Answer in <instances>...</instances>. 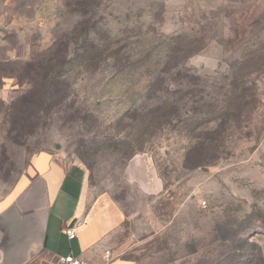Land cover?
I'll return each instance as SVG.
<instances>
[{
  "label": "rangeland",
  "instance_id": "rangeland-1",
  "mask_svg": "<svg viewBox=\"0 0 264 264\" xmlns=\"http://www.w3.org/2000/svg\"><path fill=\"white\" fill-rule=\"evenodd\" d=\"M69 2L0 0V75L19 70L7 61L40 59L71 32L81 17ZM92 13L94 38L114 43L116 59L87 67L71 45L59 93L28 78L3 79L0 197L32 155L58 150L65 162L84 168L89 196L105 193L127 215L123 236L133 264H213L220 256L238 264L239 253L231 256L229 249L240 243L226 241L236 234L250 260L244 264H260L258 254L264 264V0H99ZM185 42L204 47L182 62L178 49ZM155 78L162 89L151 96ZM189 84L196 92L183 102L225 101L231 110L218 150L206 151L217 157L208 164L197 152L184 161L191 134L205 126L191 128L215 116H191V127L174 121L143 130L139 124L166 89L173 94ZM59 94L66 99L55 106ZM40 102L46 112L35 116ZM140 142L142 152L134 148ZM132 149L133 157L152 160L159 192L145 193L126 179Z\"/></svg>",
  "mask_w": 264,
  "mask_h": 264
},
{
  "label": "crops",
  "instance_id": "crops-1",
  "mask_svg": "<svg viewBox=\"0 0 264 264\" xmlns=\"http://www.w3.org/2000/svg\"><path fill=\"white\" fill-rule=\"evenodd\" d=\"M125 177L145 193L162 189L152 160L135 156ZM127 215L105 193L89 196L84 168L60 151L31 156L12 188L0 197V264H57L72 255L96 261L111 251V264H133L123 236ZM72 229L75 238L64 233Z\"/></svg>",
  "mask_w": 264,
  "mask_h": 264
},
{
  "label": "trees",
  "instance_id": "trees-1",
  "mask_svg": "<svg viewBox=\"0 0 264 264\" xmlns=\"http://www.w3.org/2000/svg\"><path fill=\"white\" fill-rule=\"evenodd\" d=\"M98 1L99 0H70L69 4L67 5L69 7H72L71 9L74 13L80 15L81 20L76 22V24L72 27L71 32L55 40L51 47L47 50L48 53L43 55L42 58L38 59L37 57H34L29 62H26L23 65L16 63V61H7V66H18L19 70H12V72L16 76L13 74L12 76H7L5 74L0 75V88L3 85V79L5 78H28L31 82H35L36 84H47L50 92L59 93L61 90L63 91V89L58 88V84H61L62 82L61 77L63 75L64 68L71 63L68 55L71 53V45H74L73 51L78 50L80 52V54H78V57L82 60H85L87 67H95V65H98L100 63H105L106 61H110L111 59H116L118 57L119 49L113 48L114 43L112 45L111 42L104 43L101 40H96V38H94V35H96V23L95 21H92L91 17H93L92 9L94 8V6L98 5ZM203 47V44H201L200 47H195L193 42H185V45L178 49V53H180V55L182 54L178 57L182 60V62H184L191 55L200 52ZM98 54L100 56L104 55V57L101 58ZM192 79L194 80L195 78L192 77ZM161 80L162 79L156 78L155 80H152L153 83H151V86L149 87L151 96H154V93H156V91H161L162 88L154 87V84L156 82H162ZM233 90L236 92L237 89ZM168 91L169 90L167 89L165 90L167 95L166 97L156 98L157 101L153 102L152 105L149 106L148 109H146V118L141 120L139 124H141L143 130L149 128L155 130L165 128L173 125L174 121L181 122L184 125H190L191 127V124H188L193 120L191 116L198 114H201L203 116H215L213 120L210 119L204 120V122L201 121L195 127L191 128V131H195V129H198L197 127L205 126L202 131L200 130L198 132V134H191V141L193 142L191 143V146L186 153V158L184 161L188 163L187 161H190L191 156L197 152L202 153L199 154L200 163H210V161L216 159L217 157L215 156L214 158H211L213 155L209 156L210 154L206 153V151L209 149H212L213 152L218 150L220 142L224 139L226 126L229 122L228 116L231 115V110H229V108L225 105V101L220 104H211L203 101V99L201 98V100L199 99V101L189 102V100L187 99L186 102H183L184 97L192 96L193 94H195L196 91L193 89L192 84H189L186 88L179 86V88L174 91L175 93L173 94H169ZM65 96V94L57 95L55 99V106H60L66 99ZM25 98L26 96L23 97L24 101H26ZM23 100H21L20 103L22 102V104L24 105ZM13 104L7 106L8 111H11L15 108V104ZM37 105L40 108L36 110L35 116H39V112H46L45 106L42 107V102L38 103ZM3 106L4 103L0 101V110L3 108ZM242 107H245V103L242 104ZM235 108L238 109L240 108V106H236ZM133 112V114H137L136 110ZM239 115L240 114H238L237 112L234 114V116ZM181 117L185 118L183 119ZM214 120L218 121L216 127L212 129L207 128L206 125L208 123H212V121ZM143 143L144 142H140L136 144L134 148L137 149L139 147L137 151L142 152ZM136 153L137 152L132 149V152L129 153L126 161L128 162L134 155H136ZM236 240L238 241V243H240V249H229V255L232 256V254L239 253L238 255H236V261L238 262V264L250 263V260L246 255L247 249H245L244 246L241 245V243L244 242L243 239L238 238L236 234V236L234 235L226 241H232V243H235ZM245 242L249 243L248 241ZM225 260L226 256H220L219 262L213 264H224ZM257 260L260 261V264L263 263L261 255L259 254Z\"/></svg>",
  "mask_w": 264,
  "mask_h": 264
},
{
  "label": "built area",
  "instance_id": "built-area-1",
  "mask_svg": "<svg viewBox=\"0 0 264 264\" xmlns=\"http://www.w3.org/2000/svg\"><path fill=\"white\" fill-rule=\"evenodd\" d=\"M62 159L64 160L65 157L62 156ZM201 205L205 207V202H203ZM64 233L70 240L75 238V233L72 229L67 228L64 230ZM112 261L113 255L111 251L106 250L96 261L93 262L81 260L72 255H66L63 257H59L57 260V264H111Z\"/></svg>",
  "mask_w": 264,
  "mask_h": 264
}]
</instances>
